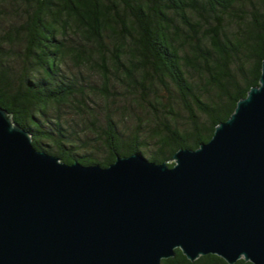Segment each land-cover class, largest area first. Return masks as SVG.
Wrapping results in <instances>:
<instances>
[{
  "label": "trees",
  "instance_id": "trees-1",
  "mask_svg": "<svg viewBox=\"0 0 264 264\" xmlns=\"http://www.w3.org/2000/svg\"><path fill=\"white\" fill-rule=\"evenodd\" d=\"M263 60L264 0H0V105L67 163L174 165L259 85ZM175 252L162 264H230Z\"/></svg>",
  "mask_w": 264,
  "mask_h": 264
},
{
  "label": "water",
  "instance_id": "water-1",
  "mask_svg": "<svg viewBox=\"0 0 264 264\" xmlns=\"http://www.w3.org/2000/svg\"><path fill=\"white\" fill-rule=\"evenodd\" d=\"M171 160L67 163L0 105V264H162L176 248L264 264V60L212 138Z\"/></svg>",
  "mask_w": 264,
  "mask_h": 264
}]
</instances>
